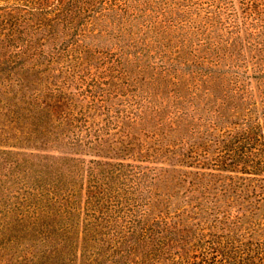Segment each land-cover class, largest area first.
<instances>
[{
  "label": "trees",
  "instance_id": "obj_1",
  "mask_svg": "<svg viewBox=\"0 0 264 264\" xmlns=\"http://www.w3.org/2000/svg\"><path fill=\"white\" fill-rule=\"evenodd\" d=\"M0 264H264V0H0Z\"/></svg>",
  "mask_w": 264,
  "mask_h": 264
},
{
  "label": "rangeland",
  "instance_id": "obj_2",
  "mask_svg": "<svg viewBox=\"0 0 264 264\" xmlns=\"http://www.w3.org/2000/svg\"><path fill=\"white\" fill-rule=\"evenodd\" d=\"M161 1H164V0H161ZM167 1H170V0H167ZM156 11H160V9L157 8ZM155 16H156V19H157V20L164 18V17H160V14H159V13L155 14ZM158 16H159V18H158ZM176 25H177V23H175V27H174L175 29H176Z\"/></svg>",
  "mask_w": 264,
  "mask_h": 264
}]
</instances>
